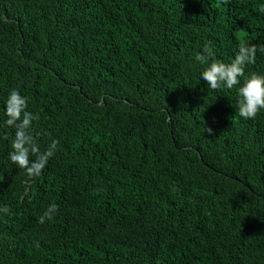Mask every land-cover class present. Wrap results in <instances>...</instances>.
Here are the masks:
<instances>
[{
  "label": "trees",
  "instance_id": "1",
  "mask_svg": "<svg viewBox=\"0 0 264 264\" xmlns=\"http://www.w3.org/2000/svg\"><path fill=\"white\" fill-rule=\"evenodd\" d=\"M261 5L0 0V264H264V110L239 116L195 59L255 44L264 75ZM14 88L41 152L59 141L33 179L8 158Z\"/></svg>",
  "mask_w": 264,
  "mask_h": 264
},
{
  "label": "clouds",
  "instance_id": "2",
  "mask_svg": "<svg viewBox=\"0 0 264 264\" xmlns=\"http://www.w3.org/2000/svg\"><path fill=\"white\" fill-rule=\"evenodd\" d=\"M258 11L264 13V5H261ZM259 51L264 53V45L259 47ZM256 53L257 45L241 42L230 63L212 61L208 64L209 57L213 55L209 46H205L203 52L195 57L200 63L207 64L201 72V78L212 90H218L222 86L233 89L239 85L235 107L239 116L245 119H255L258 113L264 110V75L252 72L246 76L244 72L245 65L255 63ZM27 108V97L22 96L18 89H11L4 110L7 117L4 126L15 129L8 158L19 169H23L29 179H33L42 174L49 158L54 155L59 141L52 139L47 150L41 152L36 137L30 131L33 120L39 117ZM205 132L211 135L213 129L205 127ZM30 156H34L35 159L31 160ZM9 211L7 206L0 208V212L4 214H8ZM57 211L58 206L55 203L50 204L39 217L38 223L43 224L46 220H52Z\"/></svg>",
  "mask_w": 264,
  "mask_h": 264
}]
</instances>
